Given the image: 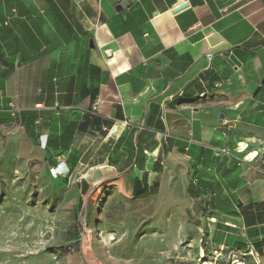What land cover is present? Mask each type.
<instances>
[{
  "label": "crops",
  "instance_id": "crops-1",
  "mask_svg": "<svg viewBox=\"0 0 264 264\" xmlns=\"http://www.w3.org/2000/svg\"><path fill=\"white\" fill-rule=\"evenodd\" d=\"M4 140L80 193H180L264 264V0H0Z\"/></svg>",
  "mask_w": 264,
  "mask_h": 264
},
{
  "label": "rangeland",
  "instance_id": "rangeland-1",
  "mask_svg": "<svg viewBox=\"0 0 264 264\" xmlns=\"http://www.w3.org/2000/svg\"><path fill=\"white\" fill-rule=\"evenodd\" d=\"M20 157L0 141V264H263L194 241L201 209L187 208L180 193L175 206L165 191L80 193L50 182L39 152L32 164Z\"/></svg>",
  "mask_w": 264,
  "mask_h": 264
},
{
  "label": "built area",
  "instance_id": "built-area-1",
  "mask_svg": "<svg viewBox=\"0 0 264 264\" xmlns=\"http://www.w3.org/2000/svg\"><path fill=\"white\" fill-rule=\"evenodd\" d=\"M263 253H264V250H263ZM244 256H252V257H256L257 259L259 258V254L258 253H255L254 250H250L248 251L247 253L243 254ZM236 257V256H234ZM238 262V261H237ZM239 264H246L244 261L243 262H238Z\"/></svg>",
  "mask_w": 264,
  "mask_h": 264
},
{
  "label": "water",
  "instance_id": "water-1",
  "mask_svg": "<svg viewBox=\"0 0 264 264\" xmlns=\"http://www.w3.org/2000/svg\"><path fill=\"white\" fill-rule=\"evenodd\" d=\"M185 7H187V5H186V4H184V5H181L180 7H178V8L176 9V11H179V10H181V9L185 8Z\"/></svg>",
  "mask_w": 264,
  "mask_h": 264
},
{
  "label": "trees",
  "instance_id": "trees-1",
  "mask_svg": "<svg viewBox=\"0 0 264 264\" xmlns=\"http://www.w3.org/2000/svg\"><path fill=\"white\" fill-rule=\"evenodd\" d=\"M61 250H63V252H66V253L68 252L67 248H66V247H64V246H63V247H61ZM262 254H264V253H263V250H262Z\"/></svg>",
  "mask_w": 264,
  "mask_h": 264
},
{
  "label": "bare ground",
  "instance_id": "bare-ground-1",
  "mask_svg": "<svg viewBox=\"0 0 264 264\" xmlns=\"http://www.w3.org/2000/svg\"><path fill=\"white\" fill-rule=\"evenodd\" d=\"M223 250V249H222ZM207 264H210V263H207Z\"/></svg>",
  "mask_w": 264,
  "mask_h": 264
}]
</instances>
